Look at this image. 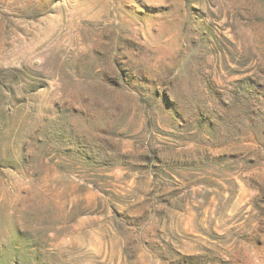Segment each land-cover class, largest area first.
I'll return each mask as SVG.
<instances>
[{"label":"rangeland","instance_id":"1","mask_svg":"<svg viewBox=\"0 0 264 264\" xmlns=\"http://www.w3.org/2000/svg\"><path fill=\"white\" fill-rule=\"evenodd\" d=\"M0 264H264V0H0Z\"/></svg>","mask_w":264,"mask_h":264}]
</instances>
